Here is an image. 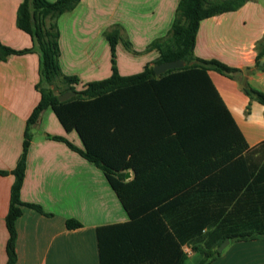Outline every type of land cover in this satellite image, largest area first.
Returning <instances> with one entry per match:
<instances>
[{
  "label": "crops",
  "instance_id": "obj_1",
  "mask_svg": "<svg viewBox=\"0 0 264 264\" xmlns=\"http://www.w3.org/2000/svg\"><path fill=\"white\" fill-rule=\"evenodd\" d=\"M20 2L0 0V43L14 50L32 46L31 38L15 24ZM178 2L79 0L73 11L58 20L62 73L78 79L73 85L76 91L109 78L111 53L104 33L118 26L135 52L117 44L118 75L140 74L157 59L158 53L146 48L167 34ZM260 41L264 42V0L247 2L199 25L195 57L239 71L232 79L214 71H208V77L243 136L239 154L231 158L232 165L240 166L210 170L201 180L207 181L206 187L201 181L186 188L177 180L169 182L168 171L149 162L138 176L127 211L100 169L65 143L47 138L62 137L83 149L75 131L66 132L51 109L43 111L31 131L20 192L23 203L40 207L43 214L21 207L15 221V264H200L202 256L192 250V241L221 224L218 232L261 234L229 242L209 264H264V134L241 126L233 114L240 105L255 106L243 92L244 78L264 92V72L255 65ZM259 63H264V55ZM38 82V53L0 62V171L11 172L16 166L26 121L40 100ZM132 136L134 154L145 157L146 153L137 155V135ZM134 178L132 170L125 173V181ZM13 182L10 174L0 176V264L7 262L5 219ZM68 220L81 227L67 229ZM188 230L187 241L192 240L185 242Z\"/></svg>",
  "mask_w": 264,
  "mask_h": 264
},
{
  "label": "trees",
  "instance_id": "obj_2",
  "mask_svg": "<svg viewBox=\"0 0 264 264\" xmlns=\"http://www.w3.org/2000/svg\"><path fill=\"white\" fill-rule=\"evenodd\" d=\"M252 1L256 0H179L167 34L146 48L147 51L155 50L157 59L146 65L140 74L127 78L118 75L116 46L121 42L127 51L135 52L131 43L121 36L120 27L113 26L104 33L111 53L110 77L86 83L76 91L73 85L78 84V79L65 76L60 68L58 20L63 14L73 11L79 0H21L15 24L31 38L32 46L14 50L0 43V62L11 56L38 53L39 82L36 89L40 100L26 121L22 151L15 168L11 172L0 171V176L10 174L14 177L5 219L8 231L6 264L16 263L15 221L21 215V207L43 214L40 207L23 203L20 192L31 131L41 113L47 109L53 111L66 132L77 133L83 149L62 137L47 135V138L65 143L100 169L127 211H130V195L138 184V176L149 162L165 168L169 173L168 181L177 180L185 188L201 181L210 170L240 166L237 163L232 165L231 158L239 154L238 141H243V136L208 77V71H214L232 79L239 71L215 60L196 58L194 46L203 20L236 11ZM256 48L255 65L264 72V63H259L264 55V42L257 43ZM174 61H183L184 66L155 75L154 66ZM58 83L62 86L55 94L50 86L57 88ZM242 89L249 99L264 106V92L248 84ZM66 92H75V95L60 102L58 97ZM132 135H137V155L146 153L145 157L134 154L135 140ZM128 170L135 173L132 181H125ZM201 185L206 187L207 181L204 179ZM65 225L69 230L81 227L74 220L66 221ZM218 226L222 227V224ZM218 226L209 235L192 241V250L202 256L200 264H209L214 260L219 255L216 248L226 238L230 242L247 241L261 234L218 232ZM188 231H185V242L192 240L187 241V237L191 236L187 235L191 233Z\"/></svg>",
  "mask_w": 264,
  "mask_h": 264
},
{
  "label": "rangeland",
  "instance_id": "obj_3",
  "mask_svg": "<svg viewBox=\"0 0 264 264\" xmlns=\"http://www.w3.org/2000/svg\"><path fill=\"white\" fill-rule=\"evenodd\" d=\"M56 85H57V88H55L54 85L50 86V88L53 89L55 94L58 93V87L61 88L62 86L60 85V83ZM252 102L254 103L255 106L252 107L250 106V104L245 105V106L240 105L238 106L237 111H233V114L241 126L247 125L250 131H253L256 134H264L262 133L264 132V121H262L264 120V118H262V116H264V106H261L257 104L256 101L250 99L249 103H252ZM257 106L259 107L260 110H256L255 107ZM250 111L251 113H249ZM245 121H246V124H245Z\"/></svg>",
  "mask_w": 264,
  "mask_h": 264
},
{
  "label": "water",
  "instance_id": "obj_4",
  "mask_svg": "<svg viewBox=\"0 0 264 264\" xmlns=\"http://www.w3.org/2000/svg\"><path fill=\"white\" fill-rule=\"evenodd\" d=\"M184 66V62L183 61H174V62H167V63H163L157 66H154V72L155 75H160L165 73L168 70H174V69H180ZM244 74H246V71H244ZM242 85L245 86L247 85V81L246 78L243 79L242 81ZM75 92H66L62 95H60L58 97V100L60 102L65 101L67 99H69L70 97L74 96ZM126 177H128V174L126 175ZM229 239H225L217 248V252L221 253L223 251V249L229 244Z\"/></svg>",
  "mask_w": 264,
  "mask_h": 264
}]
</instances>
